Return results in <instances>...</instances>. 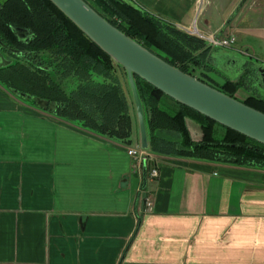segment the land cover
<instances>
[{"label":"crops","instance_id":"1","mask_svg":"<svg viewBox=\"0 0 264 264\" xmlns=\"http://www.w3.org/2000/svg\"><path fill=\"white\" fill-rule=\"evenodd\" d=\"M132 1L175 27L196 17L233 35L212 64L228 51L264 64V0H203L199 12L195 0ZM125 145L0 85V264H264V168L154 153L150 179Z\"/></svg>","mask_w":264,"mask_h":264},{"label":"trees","instance_id":"2","mask_svg":"<svg viewBox=\"0 0 264 264\" xmlns=\"http://www.w3.org/2000/svg\"><path fill=\"white\" fill-rule=\"evenodd\" d=\"M100 15L168 63L264 112V96L248 61L232 78L219 81L207 59L205 42L148 13L132 0H85ZM17 28L25 30L20 38ZM0 49L10 61L0 67V85L51 115L122 144L133 140L134 111L125 70L89 39L50 0H0ZM143 104L149 150L201 160L264 168V144L176 102L134 76ZM163 98L173 109L163 108ZM196 121L201 138H191L186 119ZM217 127L222 128L219 137Z\"/></svg>","mask_w":264,"mask_h":264},{"label":"water","instance_id":"3","mask_svg":"<svg viewBox=\"0 0 264 264\" xmlns=\"http://www.w3.org/2000/svg\"><path fill=\"white\" fill-rule=\"evenodd\" d=\"M50 1L125 70L134 111L133 140L129 144L149 150L145 113L135 75L155 86L176 102L264 144V112L247 105L243 99L229 95L200 80L197 76L168 63L110 23L85 0ZM206 46L209 47L207 59L210 62L215 50L221 47ZM228 52L233 55L225 59L221 58L213 64L217 72H220L217 68L218 62H224L223 64L237 68L248 61H253L239 56L234 51ZM253 62L256 68L255 85L264 89V64L257 60Z\"/></svg>","mask_w":264,"mask_h":264},{"label":"built area","instance_id":"4","mask_svg":"<svg viewBox=\"0 0 264 264\" xmlns=\"http://www.w3.org/2000/svg\"><path fill=\"white\" fill-rule=\"evenodd\" d=\"M203 0H195L196 10L200 11ZM178 29L184 31L187 34L196 36L202 39L208 46H217L221 48H230L235 41L233 35L222 36L218 33H207L198 29L196 26V17L189 25H177ZM242 54L248 55L247 51L242 50ZM125 151L131 159V168L133 170L142 169L143 166L149 165L146 169L147 177L150 179H156L159 176V168L157 158L153 152L148 149H144L140 146H134L131 144L125 145ZM145 210L150 211L152 209V202L148 197L145 198Z\"/></svg>","mask_w":264,"mask_h":264},{"label":"rangeland","instance_id":"5","mask_svg":"<svg viewBox=\"0 0 264 264\" xmlns=\"http://www.w3.org/2000/svg\"><path fill=\"white\" fill-rule=\"evenodd\" d=\"M24 32H25V30L22 29V28H17L16 29V33L19 36H23ZM0 60H1L2 63L5 64V63H8L10 61V57H8L7 54L3 50H0ZM251 60L255 61L256 59L254 57ZM223 63L224 62H218L217 68L220 70V72L216 73L217 74L216 77L220 76L219 79H220L221 82L224 81V79L226 77L232 78V77H234L236 75V70H235L234 67H231V66H229L227 64H223ZM257 92L259 93V95L264 96V89L258 88ZM247 94H248V91L245 88H240L235 93V97H237L238 99H242ZM160 105H161V107L165 108L163 103H162V101H161ZM191 120H192V122L194 124V125L190 126V130H191L192 135H193L194 126L197 128L196 130H200V126H199V124L196 121H194L193 119H191ZM221 133H222V128L217 127L215 135L217 137H219L221 135Z\"/></svg>","mask_w":264,"mask_h":264},{"label":"flooded vegetation","instance_id":"6","mask_svg":"<svg viewBox=\"0 0 264 264\" xmlns=\"http://www.w3.org/2000/svg\"><path fill=\"white\" fill-rule=\"evenodd\" d=\"M25 35H26V34H25V32H24V33H23V36H19V35H18V36H19L20 38H24V37H25ZM0 50H2V49H0ZM241 66H242V65H241ZM241 66H238V68H237V69H238V70H240V69L242 68ZM239 68H240V69H239ZM214 78H215V77H214ZM215 79H216V78H215ZM224 80H225V79H224Z\"/></svg>","mask_w":264,"mask_h":264}]
</instances>
